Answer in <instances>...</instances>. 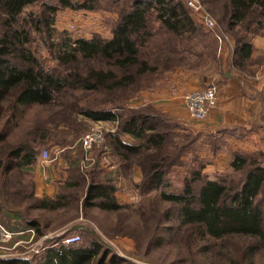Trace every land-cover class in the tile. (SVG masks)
<instances>
[{
    "label": "trees",
    "instance_id": "trees-1",
    "mask_svg": "<svg viewBox=\"0 0 264 264\" xmlns=\"http://www.w3.org/2000/svg\"><path fill=\"white\" fill-rule=\"evenodd\" d=\"M38 1H41L39 11L24 13L25 8ZM105 1L104 4L103 0L102 3L101 0H0V176L7 179L15 171L21 173L19 189L8 196H17L18 205L25 202L22 208L27 213L10 209L0 197V223L14 233L33 229L40 236V219L30 217L29 210H58L68 202L74 203L82 191L81 204L85 208L97 207L105 212L124 208L116 198L115 181L99 169V155L92 170L86 171L87 183L84 175L76 173V163L68 160L66 185L53 198L37 197L30 180L32 173L26 168L35 164L37 148L45 137L39 135L40 142L29 144L11 146L7 142L28 110L51 105L66 90H77L85 96V100L78 101L79 113L84 118L116 123L114 132L104 135L103 151H98L109 148L118 159L119 168L138 164L142 169L138 185L141 194L159 190L160 198L176 208L178 221L187 227V235L198 233L211 240L244 238L247 243L240 250L243 256L264 251V165L234 152L228 177L207 178L199 167L184 178L181 192L166 193V173L179 163L183 150L173 139L180 130L190 136L189 140L196 137L184 127L179 129L180 124L174 118L153 107H125L130 98L153 88L154 77L181 66L180 60L186 55L202 60L205 56L217 63L215 49L210 51L211 44L203 39L208 30L205 33L206 29L191 16L182 0ZM199 1L205 6L213 2ZM221 2L219 20L226 23L234 40L232 66L247 69L253 48L245 33L246 22L248 19L252 22V18L256 24L262 22L264 0ZM65 9L114 12L110 37L96 35L72 40L59 33L54 43L55 14ZM241 27L243 31H237ZM37 37L54 56L55 67H46L33 52L32 42ZM104 102L108 107L102 105ZM234 174H241L239 183L231 179ZM68 189L71 191L67 192ZM74 232L79 233L77 243L64 245L59 237L44 242L42 251L29 259L18 255L0 257V264H135L85 229L77 227L64 236H72Z\"/></svg>",
    "mask_w": 264,
    "mask_h": 264
},
{
    "label": "rangeland",
    "instance_id": "rangeland-1",
    "mask_svg": "<svg viewBox=\"0 0 264 264\" xmlns=\"http://www.w3.org/2000/svg\"><path fill=\"white\" fill-rule=\"evenodd\" d=\"M103 1L105 4L106 1ZM182 1L186 6V0ZM40 4L41 1H38L32 6H28L25 8L24 13L39 11ZM206 6L203 5L208 14L221 27L222 32L226 36V42L234 41L232 35L228 32L226 23L219 20L221 17L220 8L222 7L221 0H213L207 8ZM108 13L111 12L106 10L98 12H73L68 9L58 11L55 14V41L53 42H57L59 33H65L72 40L79 38L91 39L96 35L108 39L112 23L110 16H107ZM113 14L115 13L113 12ZM191 16L193 17V15ZM252 19V22H249L251 19H248V22H246L248 23V31L245 33L251 40L259 37L260 41H264V19L259 24L254 23L255 18ZM239 30L243 31L242 27L237 31ZM203 39L204 41H208L206 43L211 44L210 51L214 49L216 52L218 51L217 43L209 31ZM31 48L36 56L44 62L46 67H55L56 61L54 56L45 47L39 37L32 42ZM251 60L252 62L246 65L247 69H235L240 71L243 76H251L253 70H250V66L261 64L263 57L257 56ZM180 64L181 66L173 68L158 77H154L156 80L153 84L151 83L152 81L149 84H152L153 88L161 87L166 81V75L179 68L206 74L212 67L215 70H219V72L223 67L220 62L214 63V61L205 58V56L204 60H202L195 55H186L180 60ZM251 78L253 79L254 77L251 76ZM210 84H214L213 81ZM83 94L82 91L66 90L63 94L57 96L51 105L34 106L18 121V125L9 136L7 142L11 146L20 143L29 144L30 142H40L37 141L39 135H42L43 138L45 137L40 142L39 148H37L38 155L36 162H39V155L42 151L46 150L49 152V164H52L54 169L58 168V173L61 174V177L56 180V183H58L56 192H58L63 184L64 186L66 185L67 178L66 172V177L62 182L63 168L56 165L60 158L63 160L67 159V166L68 160L74 161L76 163L75 166L78 167L76 173L84 175L85 183H87L89 178L86 177V171L92 170V165L96 163V157L99 155V169L105 176L109 175L112 181H115L117 199H120L123 205H125L124 208L116 212L101 211L97 207L85 208L81 204L82 191L79 192L78 199L74 203L68 202L58 210H46L44 212L35 211L34 209L29 210L28 215L30 217L38 216L40 219L42 234L37 236L34 231L33 238L31 234H24L27 239H24V242L16 246V248H10L13 245L14 238L6 243H0V257L18 255L29 259L42 251L46 246L44 242L55 240L59 237H68L64 236L66 235L65 233L79 227L91 232L103 245L135 264H264V251H259L251 256H243L241 254L243 250H240L247 243V240L244 238L227 237L211 240L198 233L187 235V227L181 225L178 221L176 208L160 198L159 190L144 195L141 194L138 186L142 179L141 167L134 163L132 166L126 165L124 168H119V164H117L118 159L110 152L109 148L106 147L104 150L107 151L102 152L104 135L106 137L111 125L116 127V123L93 122L84 118L79 113L81 106H78L79 100H85ZM135 98L136 95L130 98L129 101H126L125 107L130 109L142 106L153 107V110L155 108L162 114L173 118V116L163 112L152 104L136 105ZM102 105L108 107V104L105 102ZM177 123L180 124L179 129L184 127L196 139L189 140L190 136L184 130L177 132V137L173 139L174 142L183 146V150L180 151L179 163L172 166L166 173L165 181L168 183V186L164 188L166 193L181 192L184 178L191 170H197L199 167H201L202 173L207 178L219 179L225 176L228 177L231 174L229 165L234 152L246 154V157L255 158L264 165V114L256 119L250 127V130L254 129L252 133H256V137L250 141L249 150L237 151L229 148V145L227 146L229 142L225 140L231 135L229 131L224 132L223 135L206 131L195 133L194 130L201 131L197 130V128L202 127L198 122L189 123L186 119L183 122L177 121ZM194 125L197 127L196 129L192 128L195 127ZM187 126H192V130L189 128L188 130ZM96 128L101 132L103 142L99 148H93L89 160L88 157H85V152L81 146V139L84 135L97 130ZM236 132H240V134L243 132L244 134L245 127L240 128ZM8 144L5 145L6 150L7 146H9ZM99 149L102 150V153L98 151ZM35 164L31 168H26L32 173L28 174H30V180H33L34 187L36 178L34 174ZM134 167L138 168L139 173H137V176L132 172L134 171ZM112 171L115 173L112 174ZM240 175L234 174V177L231 179L235 183H239L241 179ZM116 177H119V180H116ZM21 179L23 180L19 171H15L7 179L1 175L0 197L3 203L10 209L15 211L19 209V211L21 210L26 213L22 208L25 202L20 203V207L17 196H8L14 189H19L18 184ZM69 191L71 189L67 190V192ZM262 198L260 199L262 200ZM24 213L23 216L29 219L30 217L24 215ZM0 225L3 226L1 223ZM72 234L79 236V233L74 232Z\"/></svg>",
    "mask_w": 264,
    "mask_h": 264
},
{
    "label": "crops",
    "instance_id": "crops-1",
    "mask_svg": "<svg viewBox=\"0 0 264 264\" xmlns=\"http://www.w3.org/2000/svg\"><path fill=\"white\" fill-rule=\"evenodd\" d=\"M107 16H110L112 20L116 18L113 13H108ZM250 43L253 48L250 59L257 56L263 57L261 64L250 66V70H253L251 75L254 77L253 79L251 76H243L240 71L232 66L234 41H227L224 43L223 48L216 52V58L223 66L220 72L213 67L206 74L182 68L175 69L166 75V81L161 87L140 92L135 98L136 105L152 104L173 116L177 121L183 122L187 119L189 123H196L187 115L183 104V96L186 93L203 89L213 81L217 90L216 105L210 110L204 121L198 122L203 128H197L194 125L195 127L187 126V129L192 127L201 130L199 132L194 130L195 133L206 131L209 133L215 132L219 135L229 131L231 135L225 139L229 142L227 144L229 148L237 151L249 150L250 141L256 137V133H252L254 129L250 130V127L256 119L264 114V41H260V38L256 37ZM242 127H245L244 134L243 132L241 134L236 132ZM114 128L111 125L109 132L112 133ZM124 140L130 142L127 138ZM49 163V161L45 163L39 161L34 166L36 177L34 190L37 197L53 198L57 193L58 183H56V180L61 177V174L58 173V168L54 169L53 165ZM56 165L63 168V182L67 172V159L60 158ZM133 170L132 172L137 176V173H139L138 168L134 167ZM114 173L112 171V174ZM118 178L116 177V180H119ZM115 195L117 198V191ZM117 200L120 204H123L120 199ZM13 238V245L10 248H16L20 242L27 239L25 235H17Z\"/></svg>",
    "mask_w": 264,
    "mask_h": 264
},
{
    "label": "built area",
    "instance_id": "built-area-1",
    "mask_svg": "<svg viewBox=\"0 0 264 264\" xmlns=\"http://www.w3.org/2000/svg\"><path fill=\"white\" fill-rule=\"evenodd\" d=\"M186 7L190 10L191 15L197 22H199L206 30H208L215 39L218 51H220L224 43L226 42V36L222 32L221 27L215 22V20L208 14L199 0H186ZM217 90L215 84H209L203 89L186 93L183 96V104L187 111L188 117L194 122H202L208 117L211 109L216 105ZM91 133L86 134L81 139V146L85 152V157L90 160V153L93 148H99L102 144L101 132L98 128ZM39 161L45 163L49 161V152L44 150L39 155ZM30 235L34 236V230L28 229L23 232L14 233L5 229L0 225V243H6L17 235ZM26 236V235H25ZM31 238V239H32ZM30 239V241H31ZM79 241L78 235H72L64 237L62 244L71 245ZM24 241L20 242L23 243Z\"/></svg>",
    "mask_w": 264,
    "mask_h": 264
}]
</instances>
